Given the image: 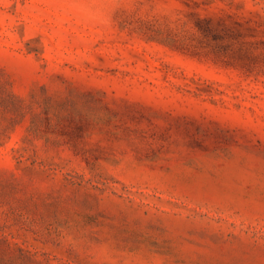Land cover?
I'll return each instance as SVG.
<instances>
[{
	"label": "rangeland",
	"instance_id": "rangeland-1",
	"mask_svg": "<svg viewBox=\"0 0 264 264\" xmlns=\"http://www.w3.org/2000/svg\"><path fill=\"white\" fill-rule=\"evenodd\" d=\"M0 264H264V0H0Z\"/></svg>",
	"mask_w": 264,
	"mask_h": 264
}]
</instances>
